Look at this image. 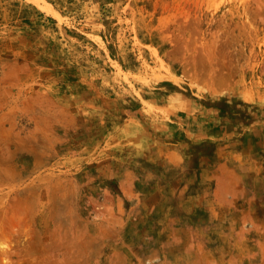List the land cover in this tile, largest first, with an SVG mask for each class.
Segmentation results:
<instances>
[{
    "label": "rangeland",
    "instance_id": "obj_1",
    "mask_svg": "<svg viewBox=\"0 0 264 264\" xmlns=\"http://www.w3.org/2000/svg\"><path fill=\"white\" fill-rule=\"evenodd\" d=\"M0 264H264V0H0Z\"/></svg>",
    "mask_w": 264,
    "mask_h": 264
}]
</instances>
